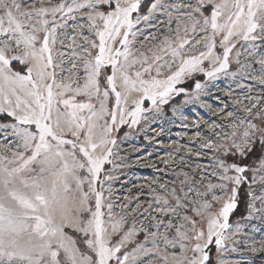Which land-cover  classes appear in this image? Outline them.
Instances as JSON below:
<instances>
[{
    "label": "snow or ice",
    "instance_id": "1",
    "mask_svg": "<svg viewBox=\"0 0 264 264\" xmlns=\"http://www.w3.org/2000/svg\"><path fill=\"white\" fill-rule=\"evenodd\" d=\"M262 48L264 0H0V264H240L222 256L240 220L264 224V92L215 111L189 149L210 163L144 185L146 204L117 203L106 165L119 127L173 96L221 75L264 85Z\"/></svg>",
    "mask_w": 264,
    "mask_h": 264
},
{
    "label": "rangeland",
    "instance_id": "2",
    "mask_svg": "<svg viewBox=\"0 0 264 264\" xmlns=\"http://www.w3.org/2000/svg\"><path fill=\"white\" fill-rule=\"evenodd\" d=\"M69 23L71 25L74 22L70 21ZM151 30L146 29L145 34ZM68 35L71 36L70 28ZM142 39L143 37H141ZM258 51L264 52V48ZM253 67L259 68L255 64ZM234 70L235 66L233 65L230 71ZM194 75L202 82L205 79L202 74ZM252 75H261V73L259 71L250 72L243 77L237 76L235 79L231 76L221 75L216 81L209 84L207 94H202L199 100L189 99L184 94L175 95L166 105L162 106L159 113H148L146 121L141 119L139 124L132 127L127 124L121 125L114 133L117 137L116 152L118 153L115 163L121 167L113 169L111 164L106 165L109 172L116 177L112 182V187L114 196L119 197L117 203L123 201L126 195H133L139 196L141 201L146 204L151 197L144 185L153 180H157L159 183L171 182L175 179V171L180 168L194 167L196 163L209 164L208 158H197L189 152V149H199L198 143L192 137L198 130L202 134L210 135L207 125L213 120L219 122L218 117L213 113L224 104L228 105L227 111H233L236 109L233 104L234 98H239L242 102L247 103L243 97L249 94L248 85L252 86L250 94L254 97L264 92V85L249 78ZM228 92L232 93V97L227 95ZM185 100L188 102L184 103ZM203 103L211 105V109L202 107ZM145 107H151V102H146ZM174 107L175 111H173ZM125 133L128 134L127 137H125ZM165 161H168V164H165ZM149 165H154V167ZM140 189L142 191H138ZM244 190L246 191V186ZM240 218L235 217L230 219V222L240 220ZM240 222L245 225L244 231L240 234L241 239L236 245L240 250L232 252L231 246H229V251L225 252L222 258L229 262L239 261L240 264H264V253L254 254L246 250L242 239L246 234H250L257 242L264 241V224H261L259 219L240 220ZM253 225L260 231L253 233Z\"/></svg>",
    "mask_w": 264,
    "mask_h": 264
},
{
    "label": "trees",
    "instance_id": "3",
    "mask_svg": "<svg viewBox=\"0 0 264 264\" xmlns=\"http://www.w3.org/2000/svg\"><path fill=\"white\" fill-rule=\"evenodd\" d=\"M245 213V206L243 203H241L240 207L234 212L230 219H233L235 217H241L242 215H245Z\"/></svg>",
    "mask_w": 264,
    "mask_h": 264
}]
</instances>
